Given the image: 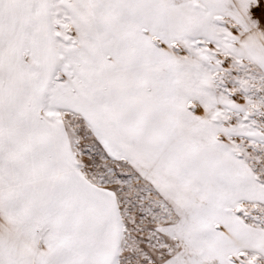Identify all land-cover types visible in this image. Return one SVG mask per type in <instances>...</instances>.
<instances>
[{
	"label": "snow or ice",
	"instance_id": "obj_1",
	"mask_svg": "<svg viewBox=\"0 0 264 264\" xmlns=\"http://www.w3.org/2000/svg\"><path fill=\"white\" fill-rule=\"evenodd\" d=\"M0 264H264V0H0Z\"/></svg>",
	"mask_w": 264,
	"mask_h": 264
}]
</instances>
